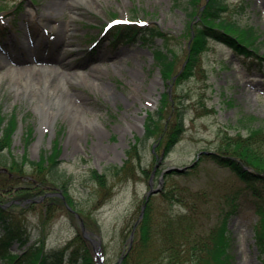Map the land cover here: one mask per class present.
Returning a JSON list of instances; mask_svg holds the SVG:
<instances>
[{"label": "rangeland", "instance_id": "rangeland-1", "mask_svg": "<svg viewBox=\"0 0 264 264\" xmlns=\"http://www.w3.org/2000/svg\"><path fill=\"white\" fill-rule=\"evenodd\" d=\"M88 1L90 5L72 0H0V24L6 25L5 35L0 34V110L8 118L16 113L22 123L5 153L19 160L23 172L17 178L24 181L30 179L32 161L44 151L51 152L52 139L58 136L60 170L72 177L69 190L80 215L70 216L60 204L47 214L42 199H35V205L30 206L31 202L27 201L31 198L16 202L18 198L13 197L4 203L5 207L23 205L22 208L17 204L13 213L26 227L22 235L28 241L21 245V240H16L12 250L22 253L32 245H44L47 251L59 249L82 232L83 220L95 244H100L103 264L119 263L129 247L132 226L139 217L150 189V176L154 174L153 187H162L160 193L153 194L154 200L163 202L161 212H188L183 203L164 202L165 191L184 194L190 202L206 191L207 201L199 204L204 211L208 208L211 212V219L201 214L207 227L221 221L226 211H232L228 216L232 264H261L254 231L259 218L254 196L247 192L231 200L246 183L230 168L204 161L197 169L164 177L161 184L159 180L164 168L190 165L201 150H216L222 131L246 134L250 126L264 125V70L252 67L250 60L230 45L209 37L193 75L181 82L176 75L173 79L166 78L155 52L165 48L175 59V72H178L186 63L191 43L189 23L194 34L204 5L197 11L188 0ZM225 2L223 17L244 27L253 26L259 33L260 55H264V0ZM113 17L139 23L143 29L155 27L162 34L145 41L136 35L130 42L114 46L110 30L106 31ZM58 64L67 71L89 72L88 84L69 79V85L75 102L93 110L86 112L93 119L92 124L57 107L53 119L46 123L25 79L17 76V87L13 75L7 73L10 67ZM92 65L98 69H91ZM178 109L184 117L185 131L158 164L163 146L157 136L145 138L147 117L152 112L159 117L160 112V125H170ZM28 130L33 134L31 143L26 145ZM139 137L142 139L138 140ZM137 140L142 157L134 158L135 175H121L117 179L111 175L110 183L115 184L113 194L99 205V185L91 178V171L104 172L111 164L124 165L129 159L126 150ZM25 152L27 161L21 158ZM144 168L151 171L149 176ZM4 173L7 174L1 172ZM60 188L55 184L53 190L58 192ZM82 209L90 222L88 227Z\"/></svg>", "mask_w": 264, "mask_h": 264}, {"label": "trees", "instance_id": "trees-1", "mask_svg": "<svg viewBox=\"0 0 264 264\" xmlns=\"http://www.w3.org/2000/svg\"><path fill=\"white\" fill-rule=\"evenodd\" d=\"M188 1L197 11L201 5H204V9L200 10L202 20L198 22L194 34L192 30L190 31L191 23H189L191 43L188 46L186 63L178 72H175V59L164 51L165 48L155 52V58L166 78L173 79L176 75L181 82L193 75L200 64L202 53L207 49L209 37L230 45L239 55L251 58L252 65L264 67V55H260V48L257 46L259 33L253 26L244 27L237 21L223 17V12L227 8L225 0ZM140 32H143L142 37L145 40L162 34L155 27L142 30L137 24L130 23L118 24L110 30L116 42H130ZM158 114L159 117H156L154 112L148 115L145 138L157 136L165 155H168L181 140L185 131V121L180 109L170 125H160V112ZM17 116L16 113H12L8 118L7 114L0 110V167L6 168L0 171V223L3 229L0 233V257L3 261H8V264H97L91 242L81 231L59 249L47 251L44 245H32L27 246L22 253L12 250L16 240H21V245L27 244L28 241V238L22 235L26 227L15 219L13 213L17 204L22 208L23 205L15 203L12 207L3 206L13 197L23 201L28 198L41 199L45 195L43 206L47 214L53 212L54 207L57 208L59 204L70 216H74L75 212L68 208L67 204L77 210V202L69 190L72 177L60 170L59 139L53 141L51 152L44 151L38 159L32 161L33 171L30 173V179L22 181L17 178V175L23 172L20 169L21 164L16 157L13 155L8 157L5 153V150L12 145L13 134L18 125ZM32 134V130L26 132V145L31 143ZM138 140L126 150L129 159L124 165L111 164L104 172L97 169L91 171V178L99 185L97 187L99 205L113 194L115 184L110 183L111 175L116 179L119 176L135 175L137 167L135 160H140L142 157ZM21 158L27 161V153L25 152ZM204 161L230 168L234 175L246 183L244 187L236 190L234 196H231L232 201L247 192L254 196L253 204L259 216L254 227L255 239L261 264H264V125L250 126L246 134L240 131L235 133L222 131L216 150L203 153L194 168L197 169ZM144 172L149 176L151 171L144 168ZM173 174L175 172L167 174L166 178ZM55 184L61 187L64 197L57 194L47 195L48 192L55 191L53 190ZM175 193L171 190L165 191L164 202L171 205L175 202L183 203L188 208V212L186 214L161 212L163 202L154 200L152 195L143 218L137 224L133 246L121 264H232L228 228V216L232 211H226L225 215L222 214L221 221L210 223L207 227L201 214L211 219V212L208 208L204 211L199 204L200 201H207L206 191L198 194L192 202L188 201L184 194ZM232 204L234 207L237 206L235 202ZM32 205H35V201L31 202L30 206ZM81 212L84 213L81 215L87 227L90 226L85 209Z\"/></svg>", "mask_w": 264, "mask_h": 264}, {"label": "bare ground", "instance_id": "bare-ground-1", "mask_svg": "<svg viewBox=\"0 0 264 264\" xmlns=\"http://www.w3.org/2000/svg\"><path fill=\"white\" fill-rule=\"evenodd\" d=\"M72 1H85L88 5L91 4L88 0ZM63 60L64 58L61 57L60 62L63 63ZM91 69H98V66L92 65ZM37 72H39V76ZM7 73L13 75V84L17 87L19 83L16 77L19 76L25 79V84L30 90L32 98L36 99V106L41 111L40 114H42L46 123L53 119L56 111L54 107H57L73 117H81L92 124L93 119L86 116V112H92L93 110L80 107L75 102L69 85V79L78 80L81 84L83 81L86 84L89 72L67 71L58 64V66L53 67H10ZM92 83L96 84L95 80H92ZM33 91L35 92L33 93Z\"/></svg>", "mask_w": 264, "mask_h": 264}, {"label": "water", "instance_id": "water-1", "mask_svg": "<svg viewBox=\"0 0 264 264\" xmlns=\"http://www.w3.org/2000/svg\"><path fill=\"white\" fill-rule=\"evenodd\" d=\"M163 158V155L161 156L160 158V161L162 160ZM188 169V166H171V167H168L166 168L164 171H163V174H162V177L160 179V182L162 183L163 182V179H164V174L167 173V172H172V171H177V172H184L185 170ZM151 183H153V177L151 178ZM161 190V186L160 187H157V188H153V185H151V189L149 190L148 194H147V199L149 198V196L152 194V193H156L158 191ZM146 199V200H147ZM145 207H146V204L143 206L142 208V211L140 213V218L143 216L144 214V211H145ZM82 229H83V232L84 234L86 235V237H89V234L87 232V230L85 229V226H84V223L82 222ZM122 259H120L121 261ZM102 264V263H101Z\"/></svg>", "mask_w": 264, "mask_h": 264}]
</instances>
